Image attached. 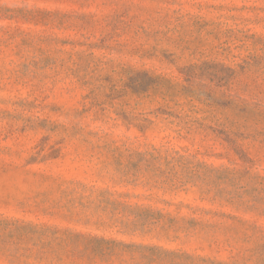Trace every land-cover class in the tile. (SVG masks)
Here are the masks:
<instances>
[{"label": "rangeland", "instance_id": "374dc122", "mask_svg": "<svg viewBox=\"0 0 264 264\" xmlns=\"http://www.w3.org/2000/svg\"><path fill=\"white\" fill-rule=\"evenodd\" d=\"M0 264H264V0H0Z\"/></svg>", "mask_w": 264, "mask_h": 264}, {"label": "trees", "instance_id": "16d2710c", "mask_svg": "<svg viewBox=\"0 0 264 264\" xmlns=\"http://www.w3.org/2000/svg\"><path fill=\"white\" fill-rule=\"evenodd\" d=\"M74 238L80 239L84 242V247L85 248H90V246L94 247V248H99V250H102V248L106 249V248H112L113 246H121L125 249L127 248H132L134 247L133 245H124L123 243L120 242H115L113 240H104V239H97V238H85L82 237L80 235H75ZM152 250H158L157 252H159V254H165V255H169L172 257H175L176 255L173 252H167V251H163L162 249H157V248H151ZM182 255H179V257ZM178 258V257H177ZM185 258L189 259V256H186Z\"/></svg>", "mask_w": 264, "mask_h": 264}]
</instances>
